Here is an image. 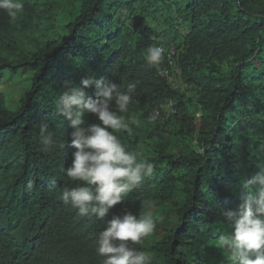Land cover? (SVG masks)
I'll list each match as a JSON object with an SVG mask.
<instances>
[{"label": "trees", "instance_id": "16d2710c", "mask_svg": "<svg viewBox=\"0 0 264 264\" xmlns=\"http://www.w3.org/2000/svg\"><path fill=\"white\" fill-rule=\"evenodd\" d=\"M42 2L23 0L24 10L15 22L0 13V44L11 46L3 32L30 23ZM110 8L111 0H81L77 15L60 25L59 38L49 43L56 42L53 46L32 49L18 59L0 54V70L33 71L30 89L16 109L0 101V264H100L94 244L103 222L79 216L59 199L63 187L75 186L63 171L74 149L72 128L56 112L55 103L66 81L78 85L89 72L112 79L122 90L135 82L129 112L179 100L176 108L182 107V121L190 127L194 116L187 100L202 106L195 145L203 147V154L186 144L171 150L174 135L187 136L182 131L157 139L153 154L145 159L154 169L163 164L174 174L158 184L146 181L106 217L124 210L137 215L145 205L151 209L155 231L161 234L137 246L150 254L151 264H188L208 236L221 233L219 206L236 209L231 199L239 201V177L247 176L250 160L234 149V128L226 133V121L237 112L236 121L250 103L264 104V0H187L182 12L190 31L177 63L195 97L172 88L157 66L144 61V50L157 45L150 31L116 24ZM85 91L92 95L94 89ZM84 119L98 122L91 114ZM45 120L53 139L65 140L64 152L44 150L39 124ZM253 124L254 132L240 137L264 149L263 122L256 119ZM225 185L237 186L240 193L226 192ZM156 198L159 205H150Z\"/></svg>", "mask_w": 264, "mask_h": 264}, {"label": "clouds", "instance_id": "9594fccd", "mask_svg": "<svg viewBox=\"0 0 264 264\" xmlns=\"http://www.w3.org/2000/svg\"><path fill=\"white\" fill-rule=\"evenodd\" d=\"M23 10V0H0V13L10 22H15ZM164 51L161 45H149L143 59L155 67L162 62ZM136 87L132 82L122 90L112 79L89 72L78 85L66 81L55 103L56 112L72 128L70 146L74 149L71 163L63 171L75 186L63 187L59 199L79 216L103 222L94 244L100 264H151L150 254L137 247L156 230L151 209L145 205L137 215L124 210L106 219L113 206L122 203L154 173V164L143 157L142 151L124 143L118 135L131 136L140 126L137 116L128 115ZM89 88L94 89L92 95L85 91ZM86 114L98 122L88 123ZM157 115L154 111L149 119L155 121ZM39 136L45 151L64 152L65 140L53 139L46 120L39 124ZM196 151L203 154V147ZM256 168L254 174L239 177L237 208L219 206L225 230L216 244L227 253L228 264H264V159Z\"/></svg>", "mask_w": 264, "mask_h": 264}, {"label": "rangeland", "instance_id": "374dc122", "mask_svg": "<svg viewBox=\"0 0 264 264\" xmlns=\"http://www.w3.org/2000/svg\"><path fill=\"white\" fill-rule=\"evenodd\" d=\"M187 0H111V10L115 11L116 24L127 25L135 31L147 29L150 31V39L164 48L163 63L157 65L162 70V75L171 87L180 91H186L188 97L194 96V91L183 81L181 69L177 63V56L183 49L184 40L190 31L189 19L184 16L182 8ZM81 7V0H43L40 11L33 15L28 24L9 27L5 33L6 41L12 42L11 46L0 44V54L6 58L18 59L22 53L32 49H40L46 44L52 43L60 36V25L67 23L77 15ZM49 44V46H53ZM171 61L172 64L168 62ZM168 63L167 66H165ZM165 64V65H164ZM167 72H164L166 71ZM33 71L21 69L16 73L8 70H0V101L2 104L14 110L19 106L22 95L30 89ZM195 97V96H194ZM187 100V99H184ZM179 100H167L149 107L134 108L128 115H135L140 121V126L134 128L133 134L119 133L124 143L137 148L143 153V157L153 154V148L157 139L167 138L178 131L184 135H174L173 142L170 140L171 150L177 151L178 147L186 148L184 144L198 148L194 141L198 137L200 121L203 115L202 106L195 101L187 100L190 112L194 116V124L187 126L182 121V107L176 108ZM156 112L157 119L150 120L149 117ZM237 112L228 115L227 124L230 128L226 133H231L234 128L233 143L237 152L248 157L250 163L246 165L247 176L257 171L256 164L264 159V151L253 140H244L240 136L254 132V121L260 119L264 125V104L260 106L249 104L246 111L234 120ZM190 133V134H189ZM193 135L194 138H190ZM176 146V147H175ZM185 150V149H184ZM174 173L163 164H158L152 176L145 179L150 184H158L167 181ZM179 175V174H178ZM176 176V175H175ZM140 186V187H141ZM226 192L237 195L239 188L234 185H225ZM159 199L150 201V205L158 206ZM232 206L237 208L239 201L231 199ZM221 232L225 225L220 227ZM160 232L155 231L151 236L145 238L147 241L157 240ZM218 236L212 234L206 239V246L200 247V254L189 257L188 264H228L227 253L221 250L216 241ZM183 252L184 250L181 249Z\"/></svg>", "mask_w": 264, "mask_h": 264}, {"label": "built area", "instance_id": "2783aa9c", "mask_svg": "<svg viewBox=\"0 0 264 264\" xmlns=\"http://www.w3.org/2000/svg\"><path fill=\"white\" fill-rule=\"evenodd\" d=\"M169 64H172V62L171 61H169L168 62ZM168 63L165 65V66H167L168 65ZM157 72H158V74L160 75V76H162V77H164L163 75H162V70H161V68L160 69H157ZM164 72H167V70L166 71H164ZM174 88V87H173ZM175 89V88H174Z\"/></svg>", "mask_w": 264, "mask_h": 264}]
</instances>
